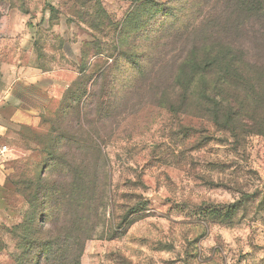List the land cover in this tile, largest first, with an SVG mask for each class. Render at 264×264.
Here are the masks:
<instances>
[{"label": "rangeland", "instance_id": "1", "mask_svg": "<svg viewBox=\"0 0 264 264\" xmlns=\"http://www.w3.org/2000/svg\"><path fill=\"white\" fill-rule=\"evenodd\" d=\"M10 14L22 18L0 34V264H17L20 224L40 219L53 139L59 159L89 165L65 212L74 237L80 195L99 208L81 264H264V136L247 133L250 119L229 132L207 102L172 104L186 93L182 64L207 50L228 52L264 92V0H0V27ZM82 68L93 97L58 115ZM18 79H36L44 91L19 90L43 110L17 114ZM63 218L49 264L65 251Z\"/></svg>", "mask_w": 264, "mask_h": 264}, {"label": "trees", "instance_id": "2", "mask_svg": "<svg viewBox=\"0 0 264 264\" xmlns=\"http://www.w3.org/2000/svg\"><path fill=\"white\" fill-rule=\"evenodd\" d=\"M140 0H135L138 3ZM246 3H241L243 8ZM219 68H216V65ZM177 74L180 81L183 80L186 91L185 94L176 93L173 96L172 104L186 105L189 102L199 100L211 104L210 112L215 116V122L222 123L229 132L235 133L238 125H242L245 120H253L254 127H248L247 133L260 134L264 136V92L256 93L253 89L251 92L247 89L245 75L241 72L240 66L226 51L203 52L201 54L193 53L182 64ZM214 77L213 80L211 78ZM91 79L85 75V68L76 83L70 86L62 98L58 115L66 113L70 108H81L93 97L90 87ZM235 86H234V85ZM196 90H191L192 87ZM242 89H241V88ZM192 92V95H188ZM209 110V109H208ZM243 128V127H242ZM244 132L245 129H243ZM62 141L53 139L48 146L49 159L46 161L44 171L38 178V190L34 195L39 207L35 213H39L40 219L36 222L35 217L32 218L30 226L24 222L19 228L25 229L24 242L26 248L21 255L17 264H49L48 256L54 248L53 231L62 225L61 218L64 217L62 245H65V251L59 253V264H81V258L84 252L85 244L92 238L95 230L94 218H100L99 208L92 206V201L88 195L79 197L80 206L86 204L85 212L79 220V227H86L83 236L74 237L72 229L67 221L66 210L71 207L75 201L78 187L84 183V173L88 172L89 165L87 160L78 159L76 156L69 160H61L57 154L62 150ZM69 153V151H66ZM106 195L101 196V205ZM33 202V201H31ZM30 202V203H31ZM104 205V204H103ZM102 205V206H103ZM100 206V205H99ZM40 208V212H39ZM93 217V219H91ZM48 227H45L46 223ZM43 225V226H41ZM34 230V235L38 234L37 240L34 235L29 234ZM41 233L44 234L40 238ZM76 234L81 233V229L75 231ZM73 251L74 255L67 256L66 251ZM55 262L52 261V263ZM51 264V263H50Z\"/></svg>", "mask_w": 264, "mask_h": 264}, {"label": "crops", "instance_id": "3", "mask_svg": "<svg viewBox=\"0 0 264 264\" xmlns=\"http://www.w3.org/2000/svg\"><path fill=\"white\" fill-rule=\"evenodd\" d=\"M12 14H10L8 17H6L4 19V21L0 27V34L4 35L5 37H14L16 35V34H14V31H12L13 28L10 29L9 26L12 25V22L14 19H16V18L18 19L21 16H16V15H12ZM34 75H36V74H34ZM34 80H36V79H32V81L26 80L25 81L26 83H25L21 79H18L16 82H14L15 86H13V88H12V96H14L13 98H17L19 101H21L23 103V106L18 108L19 110L18 109L16 110L18 115L21 112H23V113H31V111L39 112V111L43 110V107H45V105H47V104H44L41 102H37V100H34L35 97L28 98L27 96H24V93L19 90L20 86H25V84H26V86H29V87L31 86V88H33V90H35V91H38V92L44 91L39 85H36V83H35L36 81H34ZM31 99H33V100H31ZM29 101H32V102H29ZM30 103H33V104H31V106H28V104H30Z\"/></svg>", "mask_w": 264, "mask_h": 264}, {"label": "built area", "instance_id": "4", "mask_svg": "<svg viewBox=\"0 0 264 264\" xmlns=\"http://www.w3.org/2000/svg\"><path fill=\"white\" fill-rule=\"evenodd\" d=\"M0 150H1V153H5L8 150V148L5 146V147H2V149Z\"/></svg>", "mask_w": 264, "mask_h": 264}]
</instances>
